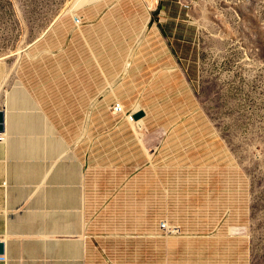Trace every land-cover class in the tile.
<instances>
[{
	"label": "rangeland",
	"instance_id": "rangeland-1",
	"mask_svg": "<svg viewBox=\"0 0 264 264\" xmlns=\"http://www.w3.org/2000/svg\"><path fill=\"white\" fill-rule=\"evenodd\" d=\"M158 1L0 0V82L84 157L91 264H264V0Z\"/></svg>",
	"mask_w": 264,
	"mask_h": 264
},
{
	"label": "crops",
	"instance_id": "crops-1",
	"mask_svg": "<svg viewBox=\"0 0 264 264\" xmlns=\"http://www.w3.org/2000/svg\"><path fill=\"white\" fill-rule=\"evenodd\" d=\"M192 1L159 0L158 11L179 20ZM0 110V264H91L84 157L32 87L0 82ZM163 253L169 264V245Z\"/></svg>",
	"mask_w": 264,
	"mask_h": 264
},
{
	"label": "bare ground",
	"instance_id": "bare-ground-1",
	"mask_svg": "<svg viewBox=\"0 0 264 264\" xmlns=\"http://www.w3.org/2000/svg\"><path fill=\"white\" fill-rule=\"evenodd\" d=\"M89 2L90 0H71V7H70V9L69 10H71L72 12H73V10H75L77 7H79V6H81V5H83L85 2ZM145 1V3H146V5L148 6V8H150V9H154L155 8V6H156V3H157V1L158 0H144ZM123 2V1H122ZM122 2H120V3H122ZM129 2H131V1H129ZM118 3V2H117ZM129 4V3H128ZM119 5V4H118ZM131 5V4H130ZM129 5V6H130ZM124 7H125V5H124ZM121 9V8H120ZM124 9V8H123ZM129 9H131V8H129ZM134 10V9H133ZM78 12V11H77ZM84 13V12H83ZM110 13V12H109ZM132 16V15H131ZM112 17V16H111ZM117 18V17H116ZM115 18V19H116ZM121 18V17H120ZM87 19V18H86ZM85 20V19H84ZM101 21V20H100ZM99 21V22H100ZM114 21V20H113ZM116 21H117V19H116ZM115 22V21H114ZM102 23V22H101ZM97 24V23H96ZM116 24V23H115ZM87 26V25H86ZM86 26H84V27H86ZM93 26V25H92ZM95 26V25H94ZM83 27V28H84ZM96 27V26H95ZM82 28V27H81ZM83 31H84V29H83ZM123 32V31H122ZM79 33V32H78ZM124 33V32H123ZM113 34V33H112ZM120 36H122V35H120ZM123 37V36H122ZM126 38V37H125ZM137 40V39H136ZM130 41V40H129ZM112 43V42H111ZM114 45V44H113ZM112 45V46H113ZM108 46V45H107ZM74 47V46H73ZM102 47V46H101ZM108 48V47H107ZM116 50V49H115ZM76 52V51H75ZM77 53V52H76ZM129 56V55H128ZM106 57V56H105ZM66 58V57H65ZM129 58H130V56H129ZM107 59V58H106ZM96 62V61H95ZM110 64V63H109ZM125 64V63H124ZM100 68V67H99ZM115 70V69H114ZM123 70V69H122ZM127 70V69H126ZM118 75V74H117ZM122 77V76H121ZM162 98V97H161ZM8 101V100H7ZM118 104V103H117ZM120 105V104H119ZM118 106V105H117ZM134 106V105H133ZM116 109V108H115ZM147 114V113H146ZM133 119V118H132ZM138 127V126H137ZM171 133V132H170ZM216 135V134H215ZM3 137V136H2ZM201 137V136H200ZM216 138V137H215ZM217 139V138H216ZM205 140V139H204ZM179 141V140H178ZM194 141V140H193ZM206 143H207V141H205ZM218 142V141H217ZM194 146V145H193ZM212 149V148H211ZM213 149H215V148H213ZM225 150V149H224ZM227 151V150H226ZM225 151V152H226ZM228 155V154H227ZM178 156V155H177ZM180 156V155H179ZM175 157V156H174ZM173 158V157H172ZM171 158V159H172ZM177 158V157H176ZM159 159V158H158ZM174 159V158H173ZM154 161V160H153ZM168 161V160H167ZM180 161V160H179ZM182 161V160H181ZM165 162V161H164ZM163 163V162H162ZM184 166V165H183ZM171 169H173V168H171ZM161 170V169H160ZM178 171V170H177ZM198 171V170H197ZM161 172V171H160ZM170 173V172H169ZM171 174H172V172H171ZM174 174V173H173ZM165 175V174H164ZM224 175V174H223ZM172 176H174V175H172ZM180 176V175H179ZM181 176H182V174H181ZM225 176V175H224ZM169 178V177H168ZM175 178H177V177H175ZM175 180V179H174ZM167 181V180H166ZM165 181V182H166ZM179 181H183L184 182V180H179ZM232 181V180H231ZM236 181V180H235ZM239 181V180H238ZM170 182H173V181H170ZM176 182V181H175ZM182 182V183H183ZM228 182H230V180L228 181ZM227 182V183H228ZM167 183H168V181H167ZM238 189V188H237ZM181 194V193H180ZM177 195V194H176ZM219 195V194H218ZM245 195V194H244ZM181 198V197H180ZM220 198V197H219ZM223 198V197H222ZM245 198V197H244ZM187 201V200H186ZM220 201V200H219ZM180 204V203H179ZM182 205V204H181ZM224 205V204H223ZM180 206V205H179ZM239 206V205H238ZM82 209V208H81ZM239 209H241V208H239ZM183 210V209H182ZM186 212V211H185ZM188 212V211H187ZM218 212V211H217ZM241 212V211H240ZM208 215V214H207ZM231 215V214H230ZM242 215V214H241ZM235 216V215H234ZM233 216V217H234ZM231 217V216H230ZM236 217V216H235ZM236 220V219H235ZM234 222V221H233ZM152 226V225H151ZM176 226V225H175ZM56 236V235H55Z\"/></svg>",
	"mask_w": 264,
	"mask_h": 264
},
{
	"label": "water",
	"instance_id": "water-1",
	"mask_svg": "<svg viewBox=\"0 0 264 264\" xmlns=\"http://www.w3.org/2000/svg\"><path fill=\"white\" fill-rule=\"evenodd\" d=\"M144 111L142 110H139V111H136L132 114V118L134 120H138L140 118H142L144 116ZM3 128H4V112L2 110H0V132L3 131ZM3 253V244L0 243V254Z\"/></svg>",
	"mask_w": 264,
	"mask_h": 264
},
{
	"label": "built area",
	"instance_id": "built-area-1",
	"mask_svg": "<svg viewBox=\"0 0 264 264\" xmlns=\"http://www.w3.org/2000/svg\"><path fill=\"white\" fill-rule=\"evenodd\" d=\"M92 1H101V0H92ZM72 20H73L74 25H78L79 23H81V17L78 14L72 15ZM160 227L163 230H165L166 229V224L164 222H162L161 225H160ZM166 232H167V230H166Z\"/></svg>",
	"mask_w": 264,
	"mask_h": 264
}]
</instances>
